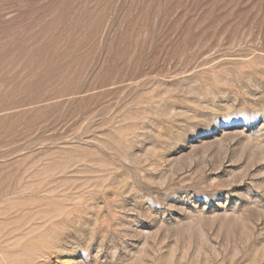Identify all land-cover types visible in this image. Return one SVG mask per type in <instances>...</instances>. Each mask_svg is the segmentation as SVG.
Instances as JSON below:
<instances>
[{
  "label": "rangeland",
  "instance_id": "1",
  "mask_svg": "<svg viewBox=\"0 0 264 264\" xmlns=\"http://www.w3.org/2000/svg\"><path fill=\"white\" fill-rule=\"evenodd\" d=\"M0 264H264V0H0Z\"/></svg>",
  "mask_w": 264,
  "mask_h": 264
}]
</instances>
